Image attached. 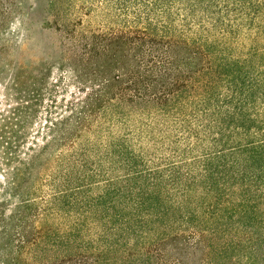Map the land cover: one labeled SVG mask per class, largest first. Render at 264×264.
I'll list each match as a JSON object with an SVG mask.
<instances>
[{
    "label": "trees",
    "instance_id": "trees-1",
    "mask_svg": "<svg viewBox=\"0 0 264 264\" xmlns=\"http://www.w3.org/2000/svg\"><path fill=\"white\" fill-rule=\"evenodd\" d=\"M86 1L0 0V264H264V0Z\"/></svg>",
    "mask_w": 264,
    "mask_h": 264
},
{
    "label": "rangeland",
    "instance_id": "rangeland-1",
    "mask_svg": "<svg viewBox=\"0 0 264 264\" xmlns=\"http://www.w3.org/2000/svg\"><path fill=\"white\" fill-rule=\"evenodd\" d=\"M11 10L12 18L7 21L5 37L10 41V46L5 50L4 55L8 58H17L31 70L36 71V59L38 57H47L48 55L41 51L42 48L51 44L52 35L46 31H41L39 12L45 7L47 0H1ZM98 0H87V3H97ZM101 17H93L94 23H98ZM20 21L23 23L21 26ZM26 28L24 31L23 28ZM24 37L22 38V35ZM23 40H20V39ZM17 43V44H16ZM21 44L19 53H16L17 45Z\"/></svg>",
    "mask_w": 264,
    "mask_h": 264
}]
</instances>
